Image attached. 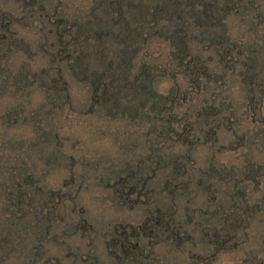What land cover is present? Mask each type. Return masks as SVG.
I'll return each instance as SVG.
<instances>
[{"label": "rangeland", "instance_id": "374dc122", "mask_svg": "<svg viewBox=\"0 0 264 264\" xmlns=\"http://www.w3.org/2000/svg\"><path fill=\"white\" fill-rule=\"evenodd\" d=\"M169 1L0 0V264H264V0Z\"/></svg>", "mask_w": 264, "mask_h": 264}, {"label": "trees", "instance_id": "16d2710c", "mask_svg": "<svg viewBox=\"0 0 264 264\" xmlns=\"http://www.w3.org/2000/svg\"><path fill=\"white\" fill-rule=\"evenodd\" d=\"M104 1L106 2L107 6L114 5L113 0H104ZM168 4H172V5H174L175 8H178L179 5H180V0H170V1L168 2ZM165 5H167V4H163V5L161 6V8H163V6H165ZM161 8H160V9H161ZM166 9H167V8H163V10H166ZM178 9H179V8H178ZM112 10H116L117 12L121 13L122 18H124V13H123V10H122V6H116V7H115L114 9H112ZM179 12H181L182 15L185 13V12H182V11H179ZM177 15H178V17H181V16H182L180 13H177ZM179 15H180V16H179ZM94 17H96V16H94ZM107 18H108V17H105L104 21H105ZM110 18L113 19L112 16H111ZM110 18H109V20L107 21V23H108V22H112V19H110ZM114 18H116V17H114ZM126 26H127L126 29H125V27H124V29L121 27L123 33H119V30L117 29V32H118L120 35L122 34L121 36H129V33L126 34V32H127L128 29H129V26H128V24H127ZM93 32H95L96 38L101 39V41H99V42L96 44V46H95V50H94L95 53H96V52L99 53V51H100V46H101L102 44L105 43V41L103 40V38H104L106 35H108V34L113 35L114 32L111 30L110 25H109V27H108V25H106V24H105V25H102L100 18H95L94 23H93V27L87 31V36H89V35L92 34ZM81 57H82V56H81V52H80V51H79V53L77 52V54H76V58H77V60H78V64H79V62H80V60H81ZM100 59H101V62H102V61H103L102 56L100 57ZM80 69L82 70V66H81ZM84 69L87 70L88 68H87V67H84ZM89 76H90V77L93 76V77H91V80H93V82H95V83H100V81H99V77L96 75V71H90V70H89ZM119 87H120V84H118V88H119Z\"/></svg>", "mask_w": 264, "mask_h": 264}]
</instances>
